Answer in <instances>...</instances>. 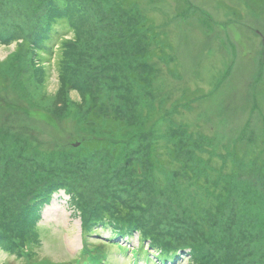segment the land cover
<instances>
[{
  "label": "rangeland",
  "instance_id": "374dc122",
  "mask_svg": "<svg viewBox=\"0 0 264 264\" xmlns=\"http://www.w3.org/2000/svg\"><path fill=\"white\" fill-rule=\"evenodd\" d=\"M43 2L0 0V235L54 190L30 257L2 239L0 264H74L87 247L134 264L138 235L116 252L115 224L82 229L86 202L121 207L174 264H198L189 245L264 264V0Z\"/></svg>",
  "mask_w": 264,
  "mask_h": 264
},
{
  "label": "trees",
  "instance_id": "16d2710c",
  "mask_svg": "<svg viewBox=\"0 0 264 264\" xmlns=\"http://www.w3.org/2000/svg\"><path fill=\"white\" fill-rule=\"evenodd\" d=\"M44 2H45V0H44ZM42 8H44L43 4H42ZM70 12H71V10L65 15V17H68ZM52 15L63 16L59 12H58V14L53 13ZM75 21L76 20H74V22H71V23L69 22L71 27L74 25V23H76ZM43 47H45V46L43 45ZM21 112H23V111H20V113ZM90 144H98V141H91ZM2 153L3 152L0 149V158L2 157L1 156ZM13 153H15V152H13ZM6 160L11 163V160H9V159H6ZM68 162L71 165L72 162L70 159H68ZM66 163H67L66 159L61 160L62 165L65 166ZM34 165H35V169L46 170L54 164H53V162H51V159H49V158L45 159V158L39 157L34 162ZM160 165L161 164L158 160L156 163V166H160ZM55 168H58L61 172H63L65 169V167H63L61 165H56ZM122 169L125 170V167ZM116 171H119V169ZM119 175H120L119 172L113 173V176H116V178H118ZM56 186L65 187V186H69V184L58 183V184H56ZM50 190H52V189H50ZM50 190H48L47 193H49ZM53 191L54 190H52V192ZM45 195L44 196L35 195V196L31 197L27 206L23 210L18 212V218L12 222V226L9 229V231L5 230L2 233L3 236L0 235V240H2V239L6 240V243H7L6 244V250L7 251H13V253L17 254V257L19 259L26 260L24 258L25 255H27V257H30V251L27 250L26 248L28 246H30L32 243V238H31L30 232L32 231V229L34 228V225L37 224V222L39 220L38 210L45 204L44 203ZM98 206H99L98 204L95 206H92L88 202L77 203L78 212H79V214H81V218H82V223H81L82 229L84 227L87 230H89V229H92V227H94L95 225L104 226V225H106V223L113 224V225L115 224L117 226V228L119 227L120 229L118 231H115L114 236H112V237L115 238L117 236H122V237L126 236L128 238H132L133 235L135 233H137L138 242L140 243V246L142 249L144 248L143 245L145 243H147V246H145V247H148L149 250L160 249V251L157 255L161 259L172 261V257L170 256V255H172V252L170 253V252H167L165 249H163V246L165 248V244H159V242L157 240L158 236L156 235V233L150 232L148 230H144L143 229L144 226L138 224L137 220H134L132 222L130 219H128V216L126 213L123 214L124 211L121 207H120L121 210H118V211L115 210V214L106 216L105 214H103L101 212L104 210V208L101 206V208L99 209ZM119 206H121V205H119L118 203L115 204V207H119ZM118 214H120V215H118ZM104 220H107V221L104 223ZM110 239H113V238H110ZM110 241H112V240H110ZM187 247L190 250L188 252L189 253L188 255H190L191 257H195L196 260L198 261V264H202L205 262V261H202L201 259H206L205 264H226L225 262L220 261V263H218L215 260L208 259L205 255L200 256L199 254H200L201 250L198 247H194L192 245H189ZM209 252L214 255V251L212 249H210ZM153 255L155 256L156 254L153 253ZM210 260L212 262H209Z\"/></svg>",
  "mask_w": 264,
  "mask_h": 264
}]
</instances>
